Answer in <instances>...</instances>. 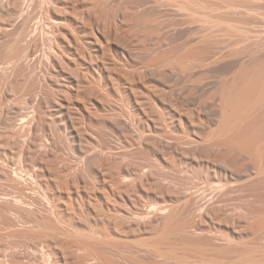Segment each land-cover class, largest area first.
<instances>
[{"label": "rangeland", "instance_id": "obj_1", "mask_svg": "<svg viewBox=\"0 0 264 264\" xmlns=\"http://www.w3.org/2000/svg\"><path fill=\"white\" fill-rule=\"evenodd\" d=\"M0 264H264V0H0Z\"/></svg>", "mask_w": 264, "mask_h": 264}, {"label": "bare ground", "instance_id": "obj_2", "mask_svg": "<svg viewBox=\"0 0 264 264\" xmlns=\"http://www.w3.org/2000/svg\"><path fill=\"white\" fill-rule=\"evenodd\" d=\"M243 115V114H242ZM241 117L239 116V117H235L231 122H230V124H231V126H234V124H236V126H237V124L240 122V121H244L243 120V117H242V120L240 119ZM230 125H229V127L228 128H230L231 127ZM235 126V127H236ZM230 130V129H229ZM41 143V142H40ZM228 143H230V141L228 142ZM40 146V145H39ZM42 146V145H41ZM102 170V169H101Z\"/></svg>", "mask_w": 264, "mask_h": 264}]
</instances>
